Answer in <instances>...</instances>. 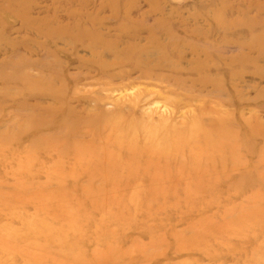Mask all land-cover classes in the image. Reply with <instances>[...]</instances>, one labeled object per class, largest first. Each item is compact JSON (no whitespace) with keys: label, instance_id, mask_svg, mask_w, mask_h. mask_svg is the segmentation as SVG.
<instances>
[{"label":"rangeland","instance_id":"1","mask_svg":"<svg viewBox=\"0 0 264 264\" xmlns=\"http://www.w3.org/2000/svg\"><path fill=\"white\" fill-rule=\"evenodd\" d=\"M0 264H264V0H0Z\"/></svg>","mask_w":264,"mask_h":264},{"label":"bare ground","instance_id":"2","mask_svg":"<svg viewBox=\"0 0 264 264\" xmlns=\"http://www.w3.org/2000/svg\"><path fill=\"white\" fill-rule=\"evenodd\" d=\"M88 47H89V50L91 52H93L94 48L92 47V44H90ZM4 80H6V81H14L15 80V75H11L9 77H6V79H4ZM121 120L122 121L120 123L122 124V130H121L120 134H122V135L119 136L118 138L125 137L124 133L129 134L130 133V129H131L132 136H131L130 139H136L137 138L136 130H137L138 132H141L143 137L146 139V141H145L146 145H144L145 146L144 147L145 150L144 151H137L135 149V147H132V148H126L127 150L125 152H122L121 150L124 147H120V145H119V143L122 140H117V138H115L112 142H109L110 144H108V148H110L112 146L115 150L120 151L124 155H126V157L128 159H131V161H127V162H121L120 161V163L118 164L117 162H119V160L117 158H115V156L113 154H109V156L108 155L104 156L105 162L107 163V157H108L110 159V165H111V163H113L114 167H118L119 168V167H122V165H125V166L128 167L129 164L131 166L132 164H134V161H137V159L142 156V157L145 158V161H146L144 163L143 167H142L143 171L145 173H147L148 175H150L149 177H152V178L156 179L158 177L157 176V171L160 170V168H161L160 164L161 163L162 164L163 163L167 164L168 160L164 159V158H158V157L157 158H153V157H151V155L155 156V155H158V152L165 153L167 151L168 145L170 143L169 142V138L173 137V133H168V131H171L172 128H167L164 123L155 125L154 127H151V126L144 127L143 125H141L139 122H136V121H132V120L131 121H127V120H124L122 118H121ZM81 124L82 123L76 122L72 126V129L70 130V136H74L75 134H77V132H78L77 127L79 128L81 126ZM92 124L88 123V126H92ZM77 147L78 146H72V150L76 152L77 151V149H76ZM150 147H152L154 149H152V148L150 149ZM57 153L60 155L59 152H57ZM127 153H130L131 155H129ZM88 158L90 160H94L95 162H98V160H99L97 156H94L92 154H90L88 156ZM128 162H130V163H128ZM164 164H163V166H165ZM222 165H224V164H222ZM138 167H140V166H138ZM98 168H99V165L96 164L94 166V170H95L94 171V175L95 176L98 174V170H97ZM133 169H135V168H133ZM154 169H155V173H153L151 171V170H154ZM129 176H130V174H129ZM120 177L123 178L122 175H120ZM126 178H129V177L127 176ZM157 192H158V190H157Z\"/></svg>","mask_w":264,"mask_h":264}]
</instances>
